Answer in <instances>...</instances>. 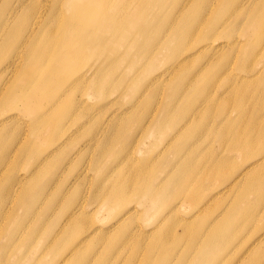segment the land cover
Returning a JSON list of instances; mask_svg holds the SVG:
<instances>
[{"label": "rangeland", "instance_id": "374dc122", "mask_svg": "<svg viewBox=\"0 0 264 264\" xmlns=\"http://www.w3.org/2000/svg\"><path fill=\"white\" fill-rule=\"evenodd\" d=\"M237 1L233 0L232 4L236 5ZM145 7L149 14L156 11V14L168 18L169 12L154 10L152 6ZM208 9H210L209 6ZM244 13L245 8L234 11L228 16L232 22V20L244 19ZM172 17L176 19L172 34H169L167 30L169 26L158 32L155 26L156 18L139 19L136 22L125 21L124 36L118 38L125 39L118 40L120 47L112 50L115 55L125 53V56L115 65L111 81L97 87L88 77V96L83 97L84 105L88 106L86 133L81 130L79 133L78 130L67 142H65L66 134L59 140L42 137L38 142L42 148L36 154L29 153L26 148L16 150L14 142L11 143L13 151L10 153H5L0 148V197L1 194L3 195L0 205V254H2L0 264L15 261L16 264H55L57 262L54 258H59L65 251L61 248L64 246V239L68 237V233L77 235L82 229L87 230L83 235L87 239L79 248L83 250L86 245L88 246V264H264V259L261 258L264 253V182L251 183L247 182L249 176L241 180H238L236 176L242 170L239 168L241 163L250 157L248 155L253 146L261 147L264 141L255 142L261 133L264 135V51H261L264 27L262 30L256 27V31L252 34L240 28L235 31L240 41H243L244 37L247 40L249 37L263 36L254 58L245 68L248 71L237 72L244 70L240 66L242 57H238L234 52H228V49L210 59L214 62L224 54L232 55L233 60L237 58V63L233 62L234 65L226 69L228 72L215 73L213 69L203 66L194 70L197 76L192 78V81L199 88L206 83L207 77L214 75L215 78L217 75L216 85L209 88L210 93L223 90L224 86L230 83L227 81L230 75L240 76L238 80L250 81L246 93H242L240 88L237 89L240 91L237 93L240 97L234 96V93L228 89L224 94L223 92L216 94L218 96L212 104L207 100L198 102L199 107L212 110L209 121L200 118L191 120V123L190 121L181 123L180 127L173 128L177 120L190 115L186 105L193 95H198L200 92L195 91L192 86L179 88L174 84L155 90L147 89L134 107L122 112L124 115L121 119L115 117L121 120L118 123H133L131 128H122L117 132L108 127L91 125L92 122L99 124L107 120L106 116L101 118V112L96 110V107L109 106L114 100L113 96L119 100L124 99L118 93L120 92L118 90L120 84L116 81L118 72L126 73L128 68L135 67L137 71L134 74V81L138 85L144 84L142 73L148 67L147 63H150L151 56L149 44L151 42L159 44L163 39L172 36L176 38L169 43L172 46L177 45L179 41L175 33L181 25L182 18L178 10L173 11ZM94 23L91 20L88 27ZM203 23H205L204 20L200 22L201 31L204 27ZM260 25L264 26V19L260 21ZM136 31L139 32L138 37L146 39L144 47L149 48L148 51L142 52L146 56V62L135 58L136 54L132 50L137 48L136 44L128 39L129 35ZM99 34L100 32H96V35L100 37L101 34ZM190 52H186L183 58L188 56L189 58L176 69L177 71L182 73L192 63L198 65L194 60L206 58L211 54V50H207L198 58H193ZM170 53L171 51L162 48L156 57L168 56ZM0 55L4 54L0 53ZM13 57L11 54L10 58ZM156 57L151 62L154 63ZM96 61L99 62L98 59ZM200 61L206 63L209 60ZM91 63V60L88 61V67ZM256 67L258 72L255 71ZM205 90L201 91L204 98ZM174 93L185 95L189 99L168 105L166 108L168 115L165 117L162 113L164 101ZM232 97L237 99L232 100ZM77 98L82 97L77 95ZM224 103L227 104V112L223 116L226 122L213 123L214 126L207 136L194 142L199 126L203 122L211 123L216 108ZM149 112L153 115L151 120L144 117ZM5 113L10 115L14 111ZM141 121L149 122L145 127V133L140 136V132L135 131L134 134L137 136L131 138L133 128ZM249 121L254 123V127L248 125ZM79 123H83V119ZM79 123H74L71 131L80 125ZM14 128L17 133L15 142L19 143L22 139L21 133L25 131L24 124L5 126L3 134L9 135ZM220 130L224 131V135L218 133ZM239 130L242 132L238 134ZM83 136L88 137V148H84L74 156L77 148L82 146H79L80 142H74L76 139H82ZM130 141L135 147L139 146L137 154L128 146L127 142ZM72 143H74L73 146ZM121 143L127 144L123 147ZM196 143L198 146L195 150L182 152L196 146ZM236 143H245L246 147L237 149ZM163 144H165L164 147ZM249 144L252 146L251 149L248 147ZM227 147H234L236 150L226 149ZM45 155L47 157H44ZM142 158L150 162L144 174L151 183H158L166 176V179L160 182L163 185L161 190L166 191L164 193L166 196L155 199L157 208L152 212L144 208L143 200L141 203L136 202L137 196L132 190L127 193V191L120 192L118 188L114 193L112 192L113 185L119 180V176H123L126 168L131 164L137 167L141 164ZM3 159H5L4 162H2ZM192 161L197 164L191 171L192 175L187 180L179 182L177 179L179 172L185 170L188 163ZM83 167L87 169L88 174L80 173ZM159 169L164 172L159 174ZM152 170L154 171L153 180L149 178ZM235 170L237 172L230 176ZM262 170L264 172V168ZM21 171H24L25 176L16 189V184L10 181V175L16 178ZM227 178H229L228 181L223 182ZM129 183L132 185L129 189L136 188L137 181ZM40 185L44 186L45 191L38 195L34 192ZM109 191L112 193L107 196ZM81 196H84L86 200L85 209L72 216L71 226L74 229L72 232H67L65 229L58 232L66 221L62 219L66 207L74 201V198L76 201L80 200ZM121 196L123 198L128 196L124 200L130 201L131 205H136L138 210L128 219L129 227L128 225L122 227L119 221L116 223L118 218L116 213L123 203L119 200ZM193 197H200V201H193ZM102 202H107L108 205H105V208L94 207L95 204L99 205ZM59 209H61L60 212H58ZM49 228L57 232L55 233L57 239L62 238L60 243L52 244L51 238L46 240L45 231ZM121 228L126 229L127 236L135 232L138 235L137 239L125 240L127 237L123 239L119 234ZM164 231H170V235L167 238L161 237L150 255H146V244L155 240L158 234ZM234 234L237 235L234 236ZM253 236L254 238L263 236V238L255 248L250 249V242L254 240ZM102 239L103 242H101ZM190 245L191 251L187 247ZM181 246H184L182 251H180ZM54 247H57L56 255H54ZM77 255L78 251L75 252V256ZM83 259L86 258L75 257L65 264H83Z\"/></svg>", "mask_w": 264, "mask_h": 264}, {"label": "bare ground", "instance_id": "6f19581e", "mask_svg": "<svg viewBox=\"0 0 264 264\" xmlns=\"http://www.w3.org/2000/svg\"><path fill=\"white\" fill-rule=\"evenodd\" d=\"M179 1L180 3H178ZM232 3L233 0H0V53L4 54L0 55V116L3 114L0 117V148L3 152L10 153L13 151L11 143L14 142L16 150L26 148L29 153L36 154L42 148L38 144L42 137L59 140L66 134L65 142H67L78 130L79 133L80 130L86 133L88 131V117L86 118L88 116V106L84 105L83 97L88 96V77H90L91 81H94L97 87L111 81L115 65L125 56V53L117 55L112 53L113 49L120 47L118 40L125 39H118L120 36H124L123 33L126 31L125 21L136 22L139 19L152 20L156 18L157 23L155 26L158 32L165 30L169 26L167 30L169 34H172L176 21L172 14L175 10H178L179 16L182 18L181 25L175 33L179 41L177 45L172 46L169 43L176 38H172V36L163 39L159 44H154L153 42L149 44L151 56L149 59L150 63H147L148 67L142 73L144 80L142 82L144 84L138 85L134 81V74L137 71L135 67L128 68L126 73L118 72V77L116 78V81L120 84L118 89L120 92L118 93L124 99L119 100L113 96L114 100L111 101L109 106L96 107L95 109L101 112V118L106 116L107 120L99 124L92 122L91 125H99L103 128L108 127L117 132L122 130V128H131L133 124L131 122L126 124L123 122L118 123L121 121L118 118L121 119L124 115L122 112L134 107L147 89L153 88L155 90L159 87H169L174 84L179 88H184L187 85L192 86L195 91L200 92L198 95H193L191 99L185 95L174 93L170 98L168 97V100L164 101L162 113L165 116L168 115V110L166 109L168 105L178 103L181 100L185 102L189 99L186 110L190 115H185L177 120L173 124V128L180 127L181 123L187 121L191 123V120L200 118L204 121H209L212 116V110L207 107H199L198 102L201 103L202 100H207L212 104L213 100L218 96L216 94H222V92L224 94L228 89H230L231 93H234V96L240 97L237 94L240 91L237 89L240 88L242 93H246V88L250 85V81L248 79L238 80L240 76L232 77L229 74L230 77L227 78V81L230 83L225 85L223 90L210 93L209 88L216 85L217 75L215 78L214 75L207 77L206 83L199 88L192 81V78L197 76L194 70L203 66L213 69L215 73H218V71L228 72L226 69H230L234 63H237V58L233 60L232 55L224 54L218 60L210 61L213 56L228 49V52H234L238 57H242L240 66L244 70H238L237 72L248 71L245 68H247L250 60L254 58L258 45L263 40L262 36L261 38L249 37L247 40L244 37L243 41H240L235 31L240 28L252 34L256 31V27H260L262 30L264 26L260 25V21L264 19V0H238L236 5ZM145 6H152L154 10L160 9L162 12H169L168 18L166 19L164 16L156 14V11L149 14ZM208 6L210 9H208ZM243 8H245V18L232 20L231 22L228 15ZM89 20H93L95 23L88 27ZM203 20L205 23H203L204 27L201 31L200 22ZM96 32H100L101 36H97ZM138 33V31L133 32L128 39L136 44L137 48L132 50L137 55H135V58L146 62V56L142 52L148 51L149 48L144 47L146 39L138 37ZM260 34H262V31H260ZM261 44H263L261 45V51L263 52L264 42H261ZM162 48L171 51V53L168 56L157 58L156 54L161 52ZM207 50H211L210 56L200 58L202 61L209 60L206 63L196 59L194 61L198 65L192 63L182 73L176 70L189 58V56L183 58L187 54L186 52L191 51L192 57L198 58L199 55ZM11 54L12 57L14 56L13 58H10ZM154 57H156V60L153 63L151 60ZM90 60L92 63L88 67V61ZM255 71L258 72L257 67ZM1 74L5 75L2 76ZM81 89H83L82 92ZM204 89H206L205 98L201 92ZM77 95L82 98H77ZM234 99H237V97H232V100ZM226 106L227 104L225 103L219 105L214 112L212 122L208 124L203 122L199 126L194 142L205 138L214 126L213 123L226 122V118H223L227 112ZM9 111H14V113L6 115L5 112ZM152 116V112H149L144 117L151 120ZM82 119L83 123H79ZM74 123H79L80 125H77L71 131ZM148 123L143 121L137 123L130 134L131 138L137 136L134 134L135 131H139L140 136H142ZM248 123L250 127H254L252 121ZM14 124H24L25 127L24 133H21L20 137L22 139L19 140V143L15 142L17 137L16 128L9 135L3 134L5 126ZM241 132L239 130L237 133ZM218 133L224 135L223 130ZM263 140L264 135L261 133L260 137L255 139V142L261 143ZM77 141L80 142L79 146H82L77 148L74 156L84 148H88V137L83 136L82 139H76L74 143H77ZM131 141L127 142L128 146L137 154L139 146L136 145L135 147ZM74 143H72V146ZM123 145L124 143H121V146ZM162 146L164 147L165 144ZM197 146L198 143H196V146L194 145L182 152L195 150ZM235 147L241 149L246 147V145L245 143H236ZM248 147L249 149L252 148L250 144ZM226 149L236 150L234 147H227ZM179 155L182 156V154ZM248 156L250 157L245 159L239 166L242 170L237 173V179L241 180L249 176V181L247 182L263 183L264 141L261 147L257 148L254 145ZM44 157L47 156L45 155ZM69 159L71 158L69 157ZM249 159L252 160L250 161ZM149 165L150 162L146 158H142L141 164L137 167L131 164L126 168L122 174L123 176H119V180L112 187V192L114 193L118 188L120 192L127 191L129 193L132 190L133 194L137 196L136 202L141 203L143 200L144 208L152 212L157 208L155 199L159 196H166L164 194L166 191L161 190L163 185L160 183L166 179V176L160 179L158 183H151L147 179L146 174H144ZM196 166L197 164L194 161L188 163L186 169L181 170L177 176L179 182L187 180ZM159 170V174L164 172V170ZM261 170L262 172H260ZM236 172L235 170L230 176ZM80 173L86 175L88 171L83 167ZM18 176L15 178L14 175H10V181L16 184V189L25 176L24 171H21ZM153 177L154 171L152 170L149 178L153 180ZM229 178L223 182L228 181ZM131 181H137L136 188L129 189L132 186L129 183ZM44 191V186L40 185L34 193L41 195ZM112 192L109 191L107 196ZM2 196L1 194L0 205L2 204ZM126 197L128 196L119 197L120 203H123L116 213L118 215L116 223L119 221L122 227L128 225V219L138 211L136 205H131L129 204L130 201L124 200ZM192 200L199 202L200 197H193ZM163 201H166V199H163ZM85 202L84 196H81L80 200L77 201L74 198V201L64 211L62 219L66 221L58 232L64 229L67 232H72V229H74L71 226L72 216L85 209ZM105 205H108L107 202H102L99 205L95 204L94 207L105 208ZM60 211L61 209L58 212ZM125 231V228H121L119 231L122 238L127 237L125 240L137 239L138 235L135 232L127 236ZM85 232L87 230L82 229L77 235L68 233V237L64 239V246L61 248L65 251L59 258L56 257L58 259L54 258L55 262H57H54L55 264H65L75 257L81 258L82 256L86 258L83 259V264H88V246L86 245L83 250L79 248V246L82 247V244L87 239V237H83ZM55 233L57 232L54 229H47L45 231L46 240L48 241L51 238L52 244L60 243L62 238L57 239ZM169 235L170 231L160 232L155 240L147 243L145 248L146 255H150V252L154 250V246L160 241L161 237L167 238ZM236 235L234 234V236ZM262 238L263 236L255 237L250 242V249L255 248ZM101 242H103V239ZM181 247L180 251L184 250V246ZM187 247L189 251L192 250L191 245ZM56 248L54 247L53 249L54 255L58 254ZM77 251L78 255L75 256ZM261 256L264 259V253ZM8 264H16V261Z\"/></svg>", "mask_w": 264, "mask_h": 264}]
</instances>
